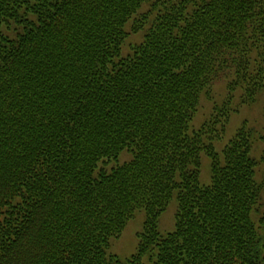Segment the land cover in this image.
Returning <instances> with one entry per match:
<instances>
[{
	"label": "trees",
	"instance_id": "obj_1",
	"mask_svg": "<svg viewBox=\"0 0 264 264\" xmlns=\"http://www.w3.org/2000/svg\"><path fill=\"white\" fill-rule=\"evenodd\" d=\"M148 1L0 0V264H264L253 131L217 152L225 105L190 129L216 82L243 104L263 90L264 0ZM138 210L121 261L107 249Z\"/></svg>",
	"mask_w": 264,
	"mask_h": 264
},
{
	"label": "rangeland",
	"instance_id": "obj_2",
	"mask_svg": "<svg viewBox=\"0 0 264 264\" xmlns=\"http://www.w3.org/2000/svg\"><path fill=\"white\" fill-rule=\"evenodd\" d=\"M158 0H150L143 4L138 10L142 12H150L151 4ZM130 24V23H129ZM127 25L126 31L129 32L122 45V52L127 53L130 50V45L142 40V32L131 33L132 24ZM232 93V96H231ZM241 90L228 91L227 80H220L216 82L210 89L209 93H202L199 100L197 112L193 121L190 124V129H197L205 122H209L214 114L217 113V107L223 105L234 109L229 113V123L224 127L221 137L213 141L217 152H221L225 144L234 137L239 128H245L253 131V149L251 156L258 161L256 168V181L258 184L264 183L263 181V164L259 162L261 153L264 151V139L260 136L264 135V88L258 94L257 99L251 103H241L242 97ZM231 96L230 102L227 99ZM227 101V102H226ZM248 125V126H247ZM122 156V154H121ZM120 156V157H121ZM128 157L122 156L118 159V163H122ZM201 166L199 174V182L201 185L208 186L211 183V169L209 158L202 153ZM116 164L115 162H112ZM109 166L111 165L108 164ZM263 181V182H262ZM260 199L255 207L253 213V220L258 225L259 231H264V192L260 193ZM177 211V202L172 199L167 205L166 209L159 215L157 221L158 232L161 235H166L174 230L175 227V213ZM145 219L144 211L138 210L133 217L128 221L124 230L118 237L112 238L107 249L108 254L117 256L121 261H125L132 254L136 252L140 234L143 230V222ZM145 264L148 263L147 256L143 258Z\"/></svg>",
	"mask_w": 264,
	"mask_h": 264
}]
</instances>
